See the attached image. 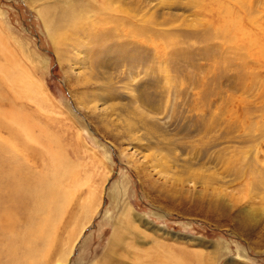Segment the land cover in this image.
I'll list each match as a JSON object with an SVG mask.
<instances>
[{
    "label": "rangeland",
    "instance_id": "rangeland-1",
    "mask_svg": "<svg viewBox=\"0 0 264 264\" xmlns=\"http://www.w3.org/2000/svg\"><path fill=\"white\" fill-rule=\"evenodd\" d=\"M208 2L111 0V10L103 0H0V46L43 99L13 102L60 129L66 160L90 172L40 264H264V0H245L247 13L227 3L249 17L252 43L236 33L241 50L226 67L215 64L229 52L207 24L217 17ZM50 3L82 9L78 40L53 41L42 15ZM109 29L107 51L86 36ZM175 44L187 55L176 61ZM7 135L0 129V141Z\"/></svg>",
    "mask_w": 264,
    "mask_h": 264
},
{
    "label": "bare ground",
    "instance_id": "bare-ground-1",
    "mask_svg": "<svg viewBox=\"0 0 264 264\" xmlns=\"http://www.w3.org/2000/svg\"><path fill=\"white\" fill-rule=\"evenodd\" d=\"M103 1L106 5L105 8L111 9V0L109 2L107 0ZM231 2H233L234 6H237L236 9H242L245 13L249 9L252 11L250 4L245 2V0H209L207 6L204 5V8H211L213 6L216 8L214 10L217 17L210 19L207 24H212V20H214L213 22L219 32L215 36H221L227 46L223 48V53L229 52L227 53L228 56L223 55V59H218L217 63H215L216 65H220L219 62H222L221 64H224L225 67L230 66V59L232 58L229 59L228 57H231L233 54H239L241 50L239 42L235 39L236 33L240 35L238 39L243 40L245 45L252 43L247 38L248 34L252 35V30L247 29L248 25L244 22L249 17L246 15V18L241 20L227 6V3ZM58 6L55 3L45 5V8L42 9V15L44 21L48 24L53 41L56 44L67 45L70 41L78 40V37L75 35L77 31L80 32V29L84 28L82 22L84 24L85 15L78 6L71 7V10H68V6L66 5ZM84 31L86 32V30ZM99 31H96L97 33L93 31V34H87L86 36L96 37L97 45L98 47L100 46L99 50L107 51L108 49L105 50L106 47L104 46V48L102 45L108 42L110 38H114V30L109 29L108 33L103 32L104 34ZM210 35L204 33L200 38L208 39L209 41L210 37H215ZM83 37L85 36L83 35ZM79 40L80 45L84 44L85 40H81V38ZM208 43L205 42V44ZM1 45H3L0 46L3 60L0 61V129H4L8 135L4 137V140L0 141V223H2L0 224V245L4 247L7 257L6 261L0 264H28L31 261H28L29 258L35 259L37 264H40L42 262V259L39 258L41 255L40 248L42 249L43 244H49V241L54 239V236L51 237L53 235L52 232L55 230L56 224L61 220L62 216L64 215V218L69 219L70 211L67 210V207L72 200V196L75 194L74 186H76L80 178L88 180L89 177L86 174L89 175L90 172L80 170L77 161L70 163L66 160L63 153V144L59 142L60 129L58 131L49 130L50 123L48 120L45 123L38 122V117L41 114L39 115L38 112H34V115H32V110L27 109L29 110L27 111L24 109L26 107L23 108L21 104L13 102L14 99H31L40 103L43 99L37 95V91H35L37 85L31 79L26 67L18 63L13 53L6 50V47L3 48L4 44ZM213 52H215V47L213 48ZM185 55L186 52L178 50L176 44L170 54L174 61L179 60L180 57ZM236 69L240 70V68ZM91 74L92 72H89V74L84 73L86 81L91 78ZM5 101H7V105L3 107V102ZM24 103L22 102V104ZM39 103L37 104L39 105ZM148 132L151 133L150 131ZM20 135H23V137L21 138ZM28 141L40 144L41 147L37 149L33 145H30ZM31 165L35 167L39 166V169H35L34 166L32 168ZM85 200L82 206L87 202V199ZM91 205L90 210L87 206L83 209V218L79 224L91 213V207L94 209ZM128 211L130 210L126 208V212ZM20 219L22 227L18 226ZM62 220L64 219L62 218ZM74 230L72 231L74 232ZM73 232L72 234H74ZM73 237L71 238L73 239ZM38 242H40L39 246ZM51 245L49 246L51 247ZM197 257H195L196 261L199 262L200 257ZM165 260L170 261L162 262L163 264H185L175 259L167 258Z\"/></svg>",
    "mask_w": 264,
    "mask_h": 264
}]
</instances>
